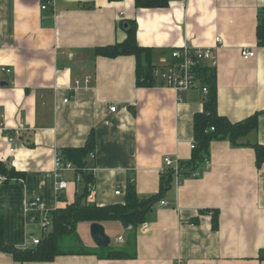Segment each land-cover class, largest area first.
Wrapping results in <instances>:
<instances>
[{"label": "crops", "instance_id": "0c3cea01", "mask_svg": "<svg viewBox=\"0 0 264 264\" xmlns=\"http://www.w3.org/2000/svg\"><path fill=\"white\" fill-rule=\"evenodd\" d=\"M43 1L0 0V160L25 173L0 184L7 243L32 246L29 236L43 234L40 224L26 220L31 198L40 197L47 211L75 200V172L66 173L69 187L58 198L54 161L65 148L86 146L92 132L95 157L86 162L87 170L94 166V204L123 203L131 180L140 197L158 193L164 158H192L195 115L205 110L202 88L178 95L138 86L135 55L95 52L123 41L129 21L137 22L138 43L153 48L154 64L171 60V50L186 44L213 47L218 113L237 122L260 112L245 140L264 144V45L257 37L264 0H170L167 7L54 0L45 10ZM244 48L255 55L245 59ZM209 159L199 178L174 181L162 198L167 204L159 201L137 226L135 258L71 254L19 262L0 250V264H264V170L255 150L214 140ZM83 223L91 235L92 222ZM101 223L115 236L114 246H124L133 231L121 221ZM90 239L86 244L97 246Z\"/></svg>", "mask_w": 264, "mask_h": 264}, {"label": "trees", "instance_id": "16d2710c", "mask_svg": "<svg viewBox=\"0 0 264 264\" xmlns=\"http://www.w3.org/2000/svg\"><path fill=\"white\" fill-rule=\"evenodd\" d=\"M170 0H136L137 7H167ZM137 22L127 23L126 38L113 45L100 46L95 49L99 56L115 57L118 55L132 54L137 58V85L156 86L158 82L153 76L154 64L153 48L141 46L136 38ZM257 37L259 43L264 45V16L259 21L257 27ZM200 76L203 85L208 86L209 93L205 98L204 112L195 115L194 133L196 146L193 149L192 158L181 161L182 174L180 177L199 178L203 172L201 167L205 165V160L209 158V145L214 140H229L233 146H251L256 152L257 166L264 164V144L250 142L246 136L258 126L260 112H256L247 118L232 122L226 116L220 115L217 111V86L215 68L204 66L200 69ZM214 127V130L211 129ZM95 136L92 132L86 146L80 148H65L64 158L72 161L76 166V171L81 173L84 183L83 193H77L72 203H67L56 209L49 211L52 219L50 229H47L40 236L38 244L32 246H16L7 243L5 240L4 214L0 212V250L11 253L16 261H52L59 255L71 254H92L101 259H133L136 257V230L137 226L146 220V215L155 205L162 200L166 191L173 187L175 176L174 168H164L161 175V188L158 193L140 197L136 191L134 182L129 181L126 186V196L123 203L98 205L87 203L88 191L86 185L94 182V176L87 171L86 157L94 149ZM199 172L200 176L193 173ZM0 173L12 179L20 180L25 176L24 171L8 166L0 160ZM7 181V182H8ZM62 196L60 197L61 200ZM31 200V199H30ZM204 213L206 211H203ZM39 219V212L35 213ZM219 213L214 210L212 213L213 228H218ZM121 221L127 227L133 226V231L129 234L128 241L124 246L110 245L107 248L89 246L84 243L81 235L77 232L79 222H105ZM68 238L74 242L68 244ZM263 254V253H262Z\"/></svg>", "mask_w": 264, "mask_h": 264}, {"label": "built area", "instance_id": "2783aa9c", "mask_svg": "<svg viewBox=\"0 0 264 264\" xmlns=\"http://www.w3.org/2000/svg\"><path fill=\"white\" fill-rule=\"evenodd\" d=\"M184 1V0H183ZM54 0H44L42 2V9H47L50 6L54 7ZM221 39H218L220 41ZM255 55L254 50L244 48L242 49V56L245 59L252 58ZM171 60L156 64L153 69V76L155 81L158 82L156 86H162L167 88L174 89L178 95L186 90H190L194 87H201L202 91L207 95L209 93V88L206 85H203L200 69L204 66H209L216 68L217 65V55L215 49L213 47H197V46H189L183 45L181 47H176L170 52ZM2 70L6 72H11L10 68L3 67ZM79 81L76 80V83ZM68 101V98L65 99ZM116 107L113 105L110 107L111 111H115ZM3 128V124L1 125ZM214 130V127H211ZM14 136H10L8 138V143L11 144L14 142ZM197 142L194 141L191 145L192 149L195 148ZM16 148L12 145L10 146V151L14 152ZM91 158L95 157L94 152L90 153ZM211 164V160L207 158L205 160V165L209 166ZM164 168H174V176L176 183H179V179L182 172L180 160H175V158L171 156H166L164 158ZM262 170H264V164L262 165ZM92 174H94V166L90 165L89 170ZM164 171V169H163ZM75 172L74 181L77 186L76 194L83 193V180L81 173L76 171L75 164L67 160L63 157L61 152L56 153L55 161H54V176H55V191L57 193L58 198H60L64 190L69 187V180L66 178V173ZM182 172V173H181ZM194 176H200L201 173L195 172ZM8 181V177L5 174L0 173V184H3ZM86 189L88 191V195L86 197L87 203H93L95 200V184L94 182H89L86 185ZM121 189L118 188L116 190V194H121ZM162 205H166V200H160ZM39 212V219H37L36 214ZM26 220L30 223H38L43 231L49 229V226L52 225V219L49 216V211L42 208L40 205V197L36 196L31 198L26 202ZM213 213V212H212ZM211 213V214H212ZM132 225L128 226V229H132ZM32 244H38L40 241V237L31 234L29 236ZM123 239L122 236L119 237V240ZM174 264H179V262H175Z\"/></svg>", "mask_w": 264, "mask_h": 264}, {"label": "water", "instance_id": "95a60500", "mask_svg": "<svg viewBox=\"0 0 264 264\" xmlns=\"http://www.w3.org/2000/svg\"><path fill=\"white\" fill-rule=\"evenodd\" d=\"M90 232L94 243L101 248L111 245V237L106 233L105 227L101 222H92Z\"/></svg>", "mask_w": 264, "mask_h": 264}, {"label": "rangeland", "instance_id": "374dc122", "mask_svg": "<svg viewBox=\"0 0 264 264\" xmlns=\"http://www.w3.org/2000/svg\"><path fill=\"white\" fill-rule=\"evenodd\" d=\"M109 224L110 225H114V223H109ZM76 227H77V230L76 231L80 233V235L83 238L84 243L86 244V242L87 243L91 242V239H90L91 238V235L89 233V230H88L86 224L83 223V222H79ZM50 228H51V226H49V229ZM107 231L111 232V230L108 229V228H107ZM36 234H40L39 231H36ZM111 239L113 241L112 244L115 245V239H116L115 236H111ZM75 242H76L75 240L73 242V240L71 238H68V244L69 245H73Z\"/></svg>", "mask_w": 264, "mask_h": 264}]
</instances>
